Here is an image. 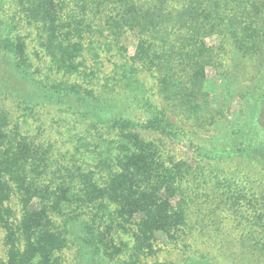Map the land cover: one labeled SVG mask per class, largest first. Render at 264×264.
Listing matches in <instances>:
<instances>
[{"label": "trees", "instance_id": "16d2710c", "mask_svg": "<svg viewBox=\"0 0 264 264\" xmlns=\"http://www.w3.org/2000/svg\"><path fill=\"white\" fill-rule=\"evenodd\" d=\"M261 61L264 0H0V264H238L252 225L264 239L258 199L161 151L185 133L141 75L198 121L208 70L258 81ZM160 244L176 258L152 261Z\"/></svg>", "mask_w": 264, "mask_h": 264}, {"label": "rangeland", "instance_id": "374dc122", "mask_svg": "<svg viewBox=\"0 0 264 264\" xmlns=\"http://www.w3.org/2000/svg\"><path fill=\"white\" fill-rule=\"evenodd\" d=\"M130 41L131 38L127 39L126 43ZM256 69L264 70V61L254 68V70ZM233 73L231 77H222L213 73L212 70L207 71L199 95L200 110L205 116V118L203 117L205 120L198 121L184 116L175 107L174 102L165 100L157 90L155 80L146 73H142L141 78L150 89L148 92L150 98L166 110L170 119L184 130L185 135L173 140L163 139L157 135L153 137L148 133H141V135L149 139L160 138L161 151L168 153L167 156H170L174 161L183 160L191 167L200 165L205 171L212 170L209 177L214 176V178L211 181H215V176L219 177V175L229 178L235 176L236 181H242L239 186L247 191L245 194L247 198H255L259 201L256 213L259 214L260 222L264 226V173L256 161L241 157L244 149H256L261 143H264V120L260 117L261 102L257 100V88L254 86L258 82L257 87L264 89V78L256 81V75H254L250 80V74H247L242 77L243 79H240L244 75L240 69H235ZM262 74L264 75V72ZM211 135L218 137L220 150L224 155L216 160L201 156L207 153L205 151L208 148L206 147L209 141L207 138ZM221 157L222 159H220ZM211 187L213 186L210 185L206 189L209 191ZM223 213L225 214V212ZM259 230L263 231L261 226L252 225L250 232L253 234L245 238L246 248L243 247L245 250H240L242 248L240 244H234L232 249L234 258H236L234 263L247 264L248 260H251L250 264H264V256L258 257L251 250L264 241L260 235H256ZM231 231L230 227L229 232ZM232 237L234 239V235ZM206 240V237L198 240L192 234L187 237L186 243L213 253ZM4 250V245H1L0 255L4 254ZM175 255L176 250L171 246L160 244V249L152 261H171L176 258ZM215 259L220 264H233L216 255Z\"/></svg>", "mask_w": 264, "mask_h": 264}]
</instances>
